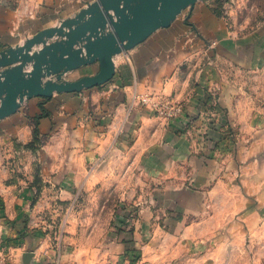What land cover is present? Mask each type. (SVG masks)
Returning a JSON list of instances; mask_svg holds the SVG:
<instances>
[{"label": "crops", "instance_id": "crops-1", "mask_svg": "<svg viewBox=\"0 0 264 264\" xmlns=\"http://www.w3.org/2000/svg\"><path fill=\"white\" fill-rule=\"evenodd\" d=\"M93 1L35 0L30 6L36 11L31 13L9 10L0 3V50L57 26L60 19L72 17ZM37 26L43 28L37 30ZM225 59L233 62L234 70L262 69L264 24L256 32L239 36L200 2L168 28L156 31L115 59V76L103 88L59 93L48 99L44 107L49 114L38 122L40 132L47 135L40 159L45 185L59 190L44 204L54 201L67 205L82 188L108 185L111 179L120 177L128 179L130 185L151 187L152 192H139L131 199L119 197L130 204L119 211L117 220L112 218L107 200L85 212L56 210L51 219H65L57 249L41 237L51 224L44 227L36 223L44 210L30 206L31 192L23 188L16 196L14 185L0 182V264H196L197 256L205 254V258L213 248L207 245L209 235L220 234L214 244L220 250L231 247L234 243L227 235L235 234L241 220L255 215V211L242 214L239 208L214 210L195 224L185 222L194 208L199 209L193 197H205L207 206L209 198L219 201L223 197L221 202L233 203L240 199L233 193L197 196L188 190L192 183L203 187L212 182L220 185L227 179L232 182L225 173L217 176L214 164L202 156V147L196 141L202 131L194 127L209 118L206 102L212 90L222 118L236 112L230 96L231 89L236 88L219 65ZM93 65L68 74L86 76L80 73ZM145 98L169 101L175 113L160 114L141 102ZM41 100L25 102L16 113L0 121L2 143L30 139V123L40 113ZM240 146L239 152L249 160L244 161V169L259 170L258 163L262 162L257 157L264 153V147L257 140ZM6 153L0 151L1 158ZM263 182L264 177L256 178L258 186ZM176 207L181 209H167ZM162 209L168 210L163 216ZM98 218L105 219L104 236L95 240L93 235L101 225ZM213 220L216 228L210 229L208 222ZM167 221L169 226L163 225ZM133 251H137V258L132 257Z\"/></svg>", "mask_w": 264, "mask_h": 264}, {"label": "rangeland", "instance_id": "rangeland-1", "mask_svg": "<svg viewBox=\"0 0 264 264\" xmlns=\"http://www.w3.org/2000/svg\"><path fill=\"white\" fill-rule=\"evenodd\" d=\"M34 1L35 0H0V3L9 10L31 13L36 11V8L31 9L30 6ZM200 2H205L214 16L223 18L230 30L235 31L239 36L246 35L253 31L256 32L259 27L264 24V0H198L196 3ZM26 6H30V10H27ZM190 10V8H186L177 18L181 17L183 14L185 15V13H188ZM36 28L38 30L43 27L37 26ZM25 40L26 39L16 45H21ZM34 49L37 50L38 47ZM121 55L122 54L116 56V59L119 60ZM219 65L223 67L229 82L236 88V90L231 89L230 92V96L233 98L234 104H236V112L233 113L231 111L229 114L230 118H222L218 113L219 111H217V95L215 91L212 90L208 92V101L206 102L207 112H210L209 118L203 123L195 124L194 127L196 130L202 131V137L196 140L199 146L202 147V156L214 164L216 175L218 173L221 175L225 173L226 177H232V182L230 183L227 179L223 184L220 183L219 185L216 184V182H212L203 187L195 186V184L192 183V185L188 186V190H190V193L196 194L197 196H202L206 193H211L213 195L214 193H233V195H240V199L238 202L235 201L233 203L231 201L221 202L223 197H220L219 201H210L209 198V205L207 206L205 197H193L194 204H196L194 206H199V209L196 210L194 208L193 213L187 215L185 222H192L195 224L204 217L208 218L209 213L214 210L226 211L230 208H239L242 214L249 210L255 211V215H248L244 220H241L239 229L235 231V234L232 233L233 235H227V237L231 239V243H234L231 247L229 246L220 250L214 245L217 243L216 240L219 238L220 234L209 235L206 240L208 243L207 245H209L208 248H213L209 255L206 254L207 256L205 258L202 257L205 254L197 256L196 264H221V262L222 264H264V182L261 186H258L256 183L257 177H264V153L258 154L257 160L262 163H258L259 167L260 165L261 167L254 172L253 170L249 171L248 169H244L246 166L244 161L249 160L245 153H240L238 150L239 147H241V143L247 144L249 140H257L264 147V67L254 72L245 71L243 69L238 71L233 69V62L227 59H225L224 62H220ZM25 70H30V67ZM98 70L99 66L96 63L92 67L83 70L80 74L82 76H91L95 75ZM64 78L75 81L81 77L79 76V72H74L72 74L67 73ZM107 83L102 86L83 89L78 93L93 91L95 88L101 89ZM40 99H42L38 104L40 113L35 116L30 123L32 129L30 139L25 142L14 140L8 143H2L0 141V151L8 152L5 158H3V156L1 158L0 155V182L14 185L12 191L16 196L23 188L27 192H31L33 201L30 206H34L33 208L37 211L38 209L44 210L42 216L39 214L38 217H36L38 221L36 223L44 227H46L48 223L51 224V227L45 228L41 237L42 239L44 237L48 239L49 243L58 249L57 244L61 240L63 234L65 219L62 217L60 218L59 214L55 216V218H59L51 219V215H53L56 210L65 209L66 213L72 209L85 212L90 208L93 209L97 204L104 205L105 200H107L106 205H111V210H113L112 218L117 220V217L121 216V212L119 211H124V209H126L125 207L130 204L127 200L121 201L119 197H128L131 199L130 197H134L139 192L146 194L147 192H152V189L151 187L130 185L128 179L123 180L120 177L119 180L111 179V184L108 185L82 188L76 193L74 200L67 203V205L66 203L65 205H59L54 201L44 204L43 202L46 198L47 200L53 198V194L58 192L59 187H49L44 183L40 154L42 147L46 143L47 135L42 134L39 130L38 122L40 118L38 117L47 116L49 114V111L44 105L50 98ZM29 100L24 101V103ZM23 104L21 107H23ZM36 119L37 125L35 124ZM35 126L38 132L36 136H34ZM262 151L264 152V150ZM226 167H230V170H226ZM213 177L214 175L212 174L211 179H213ZM226 177L224 179H226ZM0 190H2V187H0ZM94 197L99 198L96 201ZM134 208L135 206H133L132 213L134 212ZM167 209L177 211L181 208L178 209L176 207ZM165 211L168 212L166 209L161 210V216H163ZM178 218V220H183L181 217ZM219 219L220 218H218V220ZM104 220L103 218L96 219L101 225L93 235L95 240L104 236V234H102L105 225L103 224ZM26 221L28 222V219ZM119 221L118 225L122 227L123 221ZM168 223L167 221L163 223V225L169 226ZM208 225L210 229H212V227L216 228V226H214L216 225L215 220H213V222H208ZM133 253L132 257L137 258V251H133ZM191 256L192 255H190V257ZM220 258L224 259L220 261Z\"/></svg>", "mask_w": 264, "mask_h": 264}, {"label": "water", "instance_id": "water-1", "mask_svg": "<svg viewBox=\"0 0 264 264\" xmlns=\"http://www.w3.org/2000/svg\"><path fill=\"white\" fill-rule=\"evenodd\" d=\"M198 0H95L72 17L0 51V121L24 101L102 86L116 73V56L168 28ZM38 49H34L37 48ZM98 64L75 81L67 73ZM30 67V70H25Z\"/></svg>", "mask_w": 264, "mask_h": 264}, {"label": "built area", "instance_id": "built-area-1", "mask_svg": "<svg viewBox=\"0 0 264 264\" xmlns=\"http://www.w3.org/2000/svg\"><path fill=\"white\" fill-rule=\"evenodd\" d=\"M143 104H149L152 109H155L157 112L163 115L173 116L175 113V107L170 104L169 101L165 100H153L151 98L141 99Z\"/></svg>", "mask_w": 264, "mask_h": 264}, {"label": "trees", "instance_id": "trees-1", "mask_svg": "<svg viewBox=\"0 0 264 264\" xmlns=\"http://www.w3.org/2000/svg\"><path fill=\"white\" fill-rule=\"evenodd\" d=\"M40 117H42V116H39L38 118H40ZM38 118H37V119H38ZM37 119L35 120V121H36V123H35L36 125H37ZM36 128H37V127L35 126V130H34V136H36V135L38 134V132H37V129H36Z\"/></svg>", "mask_w": 264, "mask_h": 264}]
</instances>
